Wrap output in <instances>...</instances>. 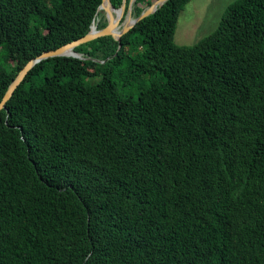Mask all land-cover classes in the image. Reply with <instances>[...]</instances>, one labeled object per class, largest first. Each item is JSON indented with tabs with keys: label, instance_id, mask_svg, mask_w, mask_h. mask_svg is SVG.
Masks as SVG:
<instances>
[{
	"label": "trees",
	"instance_id": "16d2710c",
	"mask_svg": "<svg viewBox=\"0 0 264 264\" xmlns=\"http://www.w3.org/2000/svg\"><path fill=\"white\" fill-rule=\"evenodd\" d=\"M189 1L39 61L14 90L0 264H264V0L178 45ZM100 3L0 0V100L28 60L103 28Z\"/></svg>",
	"mask_w": 264,
	"mask_h": 264
},
{
	"label": "water",
	"instance_id": "95a60500",
	"mask_svg": "<svg viewBox=\"0 0 264 264\" xmlns=\"http://www.w3.org/2000/svg\"><path fill=\"white\" fill-rule=\"evenodd\" d=\"M133 1L134 0H129L127 4L126 0H122L121 5L118 8H115L112 5L111 0H101L96 13H98L99 11H103L107 24L103 28L99 29L96 26L93 27L92 24L89 32L82 37L65 43L55 49L41 52L36 57L28 60L8 85L4 95L0 100V110L5 108L6 102L10 99L14 90L23 81L28 71L39 61L55 56H72L76 58H83L81 53L75 51V47L105 35H110L114 39L120 41L121 36L124 33L128 32L137 21L154 13L156 9L162 6L167 0H155L153 3L147 6L137 17H133L131 14V6L133 4ZM114 11L116 12L114 13Z\"/></svg>",
	"mask_w": 264,
	"mask_h": 264
},
{
	"label": "rangeland",
	"instance_id": "374dc122",
	"mask_svg": "<svg viewBox=\"0 0 264 264\" xmlns=\"http://www.w3.org/2000/svg\"><path fill=\"white\" fill-rule=\"evenodd\" d=\"M233 1L190 0L179 13L174 42L178 45H192L210 34ZM0 63H2L1 55Z\"/></svg>",
	"mask_w": 264,
	"mask_h": 264
},
{
	"label": "bare ground",
	"instance_id": "6f19581e",
	"mask_svg": "<svg viewBox=\"0 0 264 264\" xmlns=\"http://www.w3.org/2000/svg\"><path fill=\"white\" fill-rule=\"evenodd\" d=\"M115 12H116V11H114V13H115ZM96 22H97V19L94 20V22H93V27L96 26Z\"/></svg>",
	"mask_w": 264,
	"mask_h": 264
}]
</instances>
